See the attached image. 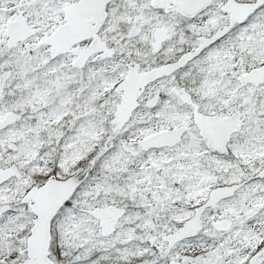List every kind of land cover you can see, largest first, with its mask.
Segmentation results:
<instances>
[{"label": "snow or ice", "instance_id": "obj_1", "mask_svg": "<svg viewBox=\"0 0 264 264\" xmlns=\"http://www.w3.org/2000/svg\"><path fill=\"white\" fill-rule=\"evenodd\" d=\"M0 264H264V0H0Z\"/></svg>", "mask_w": 264, "mask_h": 264}]
</instances>
